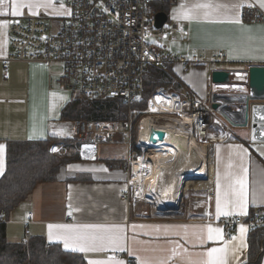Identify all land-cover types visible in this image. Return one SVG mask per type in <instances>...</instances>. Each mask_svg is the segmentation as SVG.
I'll use <instances>...</instances> for the list:
<instances>
[{
	"label": "crops",
	"instance_id": "crops-1",
	"mask_svg": "<svg viewBox=\"0 0 264 264\" xmlns=\"http://www.w3.org/2000/svg\"><path fill=\"white\" fill-rule=\"evenodd\" d=\"M237 2L239 0H177V5L167 8L165 13L168 24L182 27L183 32L176 33V41L168 42L167 46L178 43L176 49H171L179 53L177 56L202 54L210 57L222 52L226 63L219 69L224 71H245L252 65L264 66V24L204 19L206 9L197 7L208 3L230 6ZM243 2L244 5L252 3L260 7L259 0ZM261 9L264 12V8ZM189 10L199 18H182V13ZM6 11L7 15L0 16V21H7L6 26L0 27V145H4L0 179L6 170L8 144L71 138L77 122L63 117L64 109L74 98L59 86L60 66L7 61L11 22L41 16L60 27L68 15L64 1L50 0L49 3V0H39V6L31 10L24 7L22 14L15 17L11 15L9 2ZM189 71L187 81L195 91L201 92L205 84L208 86L209 71L206 67H193ZM194 96L197 97L196 94ZM227 130L234 137L233 142L214 144L200 150V178L185 181L179 193L178 208L151 211V204L145 205L140 200L135 201V206H128L121 199L128 178L126 159L101 157L98 151L95 162L79 160L69 163L61 167L54 180L36 184L28 198L5 216L8 241L20 242L26 237L27 228L29 236L26 238L41 237L46 244H59L65 251L81 254L86 264L90 260L110 259L126 264L128 259L137 262V257L147 264H202L207 249L222 247L226 242L224 238L208 241L206 226L219 227L223 236V228L218 222L224 216L216 217L217 179L219 177L223 192L227 174L239 171L237 166L241 161L235 146H242L248 152L244 162L248 168V207L247 215L232 216L246 220L255 212L264 213V199L260 198L261 185L264 184V142H253L250 129L246 127H235L233 133ZM73 154L71 151L69 155ZM203 155L205 162L202 161ZM184 157L186 151L181 153L177 164L179 168L186 167L179 173L186 175L192 169L189 163L184 162ZM177 183L176 180V186ZM77 208L79 211L74 210ZM70 210L72 215L68 214ZM29 214H32L30 219ZM28 220L30 223L26 226ZM49 225H118L124 228V250L88 253L66 250L62 240H49ZM245 228L246 247L234 253L235 258L230 259V264H245L247 261L251 231L256 228ZM239 235L240 226L234 237ZM200 236L205 237L203 243ZM231 243L238 245L239 240ZM117 252L123 256L115 258ZM260 252L258 264H264V241Z\"/></svg>",
	"mask_w": 264,
	"mask_h": 264
},
{
	"label": "built area",
	"instance_id": "built-area-1",
	"mask_svg": "<svg viewBox=\"0 0 264 264\" xmlns=\"http://www.w3.org/2000/svg\"><path fill=\"white\" fill-rule=\"evenodd\" d=\"M63 1L68 15L55 33L51 31L50 20L41 16L11 22L7 61L58 65L62 68L58 82L64 92L90 101L119 99L129 109L122 121H77L71 142L68 145L65 142L51 144L50 154L61 157L70 150L81 162H95L99 145L125 146L128 178L121 199L128 206H135V201L142 199L136 197L130 181L133 164L142 154L137 136L144 120L149 119L152 126H183L189 130L190 138L208 146L235 140L224 128L222 119L237 127V114L242 104L237 97L228 101L224 94L247 92L248 68L245 71L229 70L228 82L214 83L211 73L224 71L219 69L226 63L222 52L210 57L168 53L167 42H175V34L183 32V29L170 26L168 22L157 28L156 14L163 11L155 5L170 9L177 5V0ZM248 5L241 9V21L253 25L264 24L263 10L255 4L251 3V7ZM173 65H179L184 73L193 67H206L210 74L208 100L203 102L196 99L171 73L170 67ZM148 69L161 74L159 85L146 99L145 108L134 110L132 104L144 99ZM235 102H238V106L232 109ZM151 103L156 105L152 106ZM213 104H218V107L213 109ZM137 115L141 119L133 135ZM156 127L157 130L162 129L161 126ZM53 148L57 150L53 152ZM31 217L32 214H29L28 218ZM29 223L28 220L26 226ZM218 224L223 228L224 240L232 242L241 225L248 229L264 228V213L255 212L246 220L238 216H224ZM25 236H29L27 228ZM122 256L120 252L114 254L115 258ZM126 264L137 262L128 259Z\"/></svg>",
	"mask_w": 264,
	"mask_h": 264
},
{
	"label": "trees",
	"instance_id": "trees-1",
	"mask_svg": "<svg viewBox=\"0 0 264 264\" xmlns=\"http://www.w3.org/2000/svg\"><path fill=\"white\" fill-rule=\"evenodd\" d=\"M155 6L168 12L165 6ZM159 78L157 70L148 71L144 99L134 104V110L145 108L146 99L159 85ZM80 99L83 98L78 96L67 105L63 111L64 118L75 121H121L126 118L124 105L118 99ZM59 142L68 145L71 139L48 138L44 141L11 143L7 146L6 170L0 179V264H86L81 254L65 251L59 244H46L41 237H25L20 242L12 243L6 235L5 216L28 198L36 184L54 180L61 167L79 161L76 154L63 157L50 154L51 144ZM263 241L264 228L251 231L245 264L259 263Z\"/></svg>",
	"mask_w": 264,
	"mask_h": 264
},
{
	"label": "snow or ice",
	"instance_id": "snow-or-ice-1",
	"mask_svg": "<svg viewBox=\"0 0 264 264\" xmlns=\"http://www.w3.org/2000/svg\"><path fill=\"white\" fill-rule=\"evenodd\" d=\"M11 4V15L13 17L21 15V9L28 7L30 10L39 6V0H0V16L7 15L6 5ZM50 3V0H49ZM243 0H239L237 3H233L230 6L226 4H201L197 5L198 8L206 9L203 13L204 19H223L229 22L241 23L240 9L243 8ZM251 7L252 5H248ZM259 6L264 8V0H259ZM183 7V6H182ZM221 9L224 11L221 12ZM233 13L228 15V13ZM182 18L193 19L199 18L198 15H193L189 10L182 13ZM7 21H0V27L6 26ZM31 139V137H29ZM237 156L241 163L237 166L238 172H230L226 176V186L223 192H221V185L219 177L217 179V196H216V217L232 216V215H247L248 207V184H247V172L248 168L245 165V159L248 155L247 149L242 146H235ZM4 145H0V171H2V156ZM57 149L53 148L55 152ZM231 167V165H230ZM106 171V169H104ZM260 198L264 199V184L261 185ZM256 196H253V203H255ZM72 209V206L69 205ZM79 211V209H74ZM69 215H72V210L69 211ZM206 239L208 241L222 240V229L219 227H213L207 225ZM49 240L57 239L62 240L64 248L70 251H76L81 253L99 252L111 249L112 251L124 250L123 248V233L124 228L118 225L105 226V225H49ZM54 229L56 230L54 232ZM247 229L245 226H240L239 237H232V240H239V244H232L230 241H226L222 247H213L207 249L203 254L204 259L202 264H230V259H234V253L238 249L246 247L245 233ZM201 243H203L205 237L200 236ZM138 264H147L146 261L140 260L137 257ZM88 264H123V261L119 260H90ZM163 264V262H162Z\"/></svg>",
	"mask_w": 264,
	"mask_h": 264
},
{
	"label": "bare ground",
	"instance_id": "bare-ground-1",
	"mask_svg": "<svg viewBox=\"0 0 264 264\" xmlns=\"http://www.w3.org/2000/svg\"><path fill=\"white\" fill-rule=\"evenodd\" d=\"M156 126H161L160 131L164 132V138L155 142L152 132L158 131ZM137 139L142 154L133 164L130 181L136 191V197L160 211L178 208L179 193L185 181L189 178H200V150L207 148L208 145L198 144L190 138L189 130H185L183 126L174 124L152 126L149 119L142 122ZM185 151L184 162L189 163L192 170L183 175L179 173L186 167L179 168L177 161ZM202 161L205 162L204 155Z\"/></svg>",
	"mask_w": 264,
	"mask_h": 264
},
{
	"label": "water",
	"instance_id": "water-1",
	"mask_svg": "<svg viewBox=\"0 0 264 264\" xmlns=\"http://www.w3.org/2000/svg\"><path fill=\"white\" fill-rule=\"evenodd\" d=\"M168 20V16L164 12L156 14V27L161 28ZM211 78L214 83H226L229 81V73L227 71L212 72ZM248 93L241 94H224L229 98L237 97L241 106L237 127H246L250 129L251 140L253 142H264V66L252 65L248 67ZM231 101V100H230ZM218 104H213L212 108L216 109ZM235 121V120H234ZM237 121V120H236ZM234 124V122H231ZM154 141L164 138L163 131L152 132Z\"/></svg>",
	"mask_w": 264,
	"mask_h": 264
},
{
	"label": "rangeland",
	"instance_id": "rangeland-1",
	"mask_svg": "<svg viewBox=\"0 0 264 264\" xmlns=\"http://www.w3.org/2000/svg\"><path fill=\"white\" fill-rule=\"evenodd\" d=\"M57 28H58V26H57V24H54V25H52V32L53 33H55V31L57 30ZM168 43V42H167ZM172 44V43H171ZM176 46H170V47H168V50H167V52L168 53H170V54H179L178 52H172L173 51V49H176V47L178 46V43L177 44H175ZM171 49H172V51H171ZM190 56V55H189ZM59 70H60V68H59ZM150 69H148V71H149ZM170 71H171V73L178 79V80H180V82L186 87V89H188L192 94H193V96L196 94V99H198V100H200V101H203V102H205L206 100H208V92H209V87L207 86V84H205V86L203 87V90L201 91V92H198V91H195V89H194V87L187 81V76L190 74V71L187 73V72H183V70L181 69V67L179 66V65H173V66H171L170 67ZM158 72V71H157ZM159 73V72H158ZM160 74V73H159ZM210 75V74H209ZM209 75H208V78H209ZM159 79H161V74H160V78ZM247 88H248V86H247ZM76 97H78V96H76V95H73V98H76ZM80 100H82V101H90V100H83V99H80ZM119 100V99H118ZM92 101H96V100H92ZM121 101V100H120ZM122 102V101H121ZM123 103V102H122ZM136 103V102H135ZM135 103H133L132 104V109H135L134 108V104ZM123 105H124V109H125V111H126V114H127V111H128V109H129V107L126 105V104H124L123 103ZM237 105H238V102H235V104L232 106V109H234L235 107H237ZM239 108V107H238ZM141 119V117L139 116V115H137V117H136V122L134 123V131H133V135H135L136 134V129H137V127H138V123H139V120ZM104 121H109V120H104ZM122 121V120H121ZM222 122H223V126H224V128L226 129H229L230 131H232V133H233V131H234V129H235V127L234 126H231L230 124H228L224 119H222ZM134 137V136H133ZM198 143V142H197ZM199 144V143H198ZM202 145L204 144V143H201ZM126 147L125 146H123V145H121V144H119V145H117V144H101V145H99V147H98V151H99V153H100V155H101V157H103V156H108V157H110V158H112V159H114V158H121V159H126V155H127V153H126ZM71 152H70V150H68L67 151V153H66V155H69ZM63 157V156H62ZM141 202L140 203H144L145 201L144 200H140ZM146 203V204H145ZM144 204L145 205H147L148 203L147 202H145ZM151 208H150V210L151 211H154V210H156V208H154V206L153 205H149ZM168 211V210H167ZM169 211H171V210H169Z\"/></svg>",
	"mask_w": 264,
	"mask_h": 264
}]
</instances>
